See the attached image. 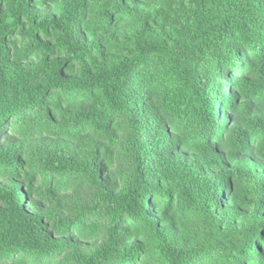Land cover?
Segmentation results:
<instances>
[{
  "label": "trees",
  "instance_id": "1",
  "mask_svg": "<svg viewBox=\"0 0 264 264\" xmlns=\"http://www.w3.org/2000/svg\"><path fill=\"white\" fill-rule=\"evenodd\" d=\"M0 264H264V0H0Z\"/></svg>",
  "mask_w": 264,
  "mask_h": 264
}]
</instances>
